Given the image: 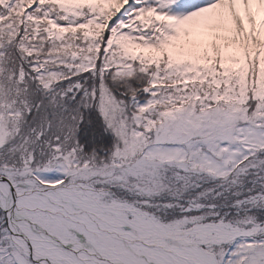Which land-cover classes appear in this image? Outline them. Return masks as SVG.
<instances>
[{
    "label": "snow or ice",
    "instance_id": "snow-or-ice-1",
    "mask_svg": "<svg viewBox=\"0 0 264 264\" xmlns=\"http://www.w3.org/2000/svg\"><path fill=\"white\" fill-rule=\"evenodd\" d=\"M0 264H264V0H0Z\"/></svg>",
    "mask_w": 264,
    "mask_h": 264
}]
</instances>
